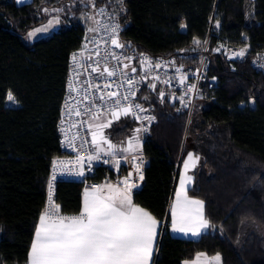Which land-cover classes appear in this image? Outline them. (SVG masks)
I'll return each instance as SVG.
<instances>
[{"label":"trees","instance_id":"trees-1","mask_svg":"<svg viewBox=\"0 0 264 264\" xmlns=\"http://www.w3.org/2000/svg\"><path fill=\"white\" fill-rule=\"evenodd\" d=\"M90 2L0 0V264H28L49 201L53 160L65 154L60 110ZM96 2L117 13L121 37L131 47L165 56L186 51L184 60L194 68L209 36L202 95L191 115L161 96L160 85L153 89L146 82L138 96L156 115L143 143L148 165L133 194L134 202L161 223L153 264H183L201 251L219 256L222 264H264V74L252 64L264 52V0ZM52 16L62 18L57 31L25 40ZM220 42L249 44L246 61L232 62L217 53ZM9 93L17 106L8 105ZM135 126L133 118L114 123L111 138L124 140ZM189 150L202 163L188 192L204 201L210 224L198 238L174 236L170 230V205ZM104 172L100 168L83 180L57 179L58 212L78 214L86 182L102 181Z\"/></svg>","mask_w":264,"mask_h":264},{"label":"built area","instance_id":"built-area-1","mask_svg":"<svg viewBox=\"0 0 264 264\" xmlns=\"http://www.w3.org/2000/svg\"><path fill=\"white\" fill-rule=\"evenodd\" d=\"M94 3L95 7H93V0H91L89 8L83 13L85 31L81 47L73 52L70 57L67 89L59 119L60 141L65 154L53 160L49 191L50 187H55L54 183L57 178L83 180L87 175L97 174L100 168H105L102 181H115L122 187L123 185L120 182L131 173V183L135 184L131 191H135L140 185L139 175L144 176L145 168L148 165V159L144 152L136 153L124 161L119 155H108L97 151L96 145L92 143V133L88 121L98 109L99 114L109 112L107 109L111 107L112 101H109L107 96H105L104 101L97 99L99 95L104 93H97L94 88H89L84 83L86 80H91L93 85L99 84L102 89L106 79L115 81V83H112L111 88L104 91H117L122 98L124 95L129 94V85L124 82L121 86L124 80L121 72L131 76L134 79V87L131 90L135 91V96H130L127 102L121 99V103L139 104L140 108L143 109L141 111L134 108L135 115H131L136 121L135 129H139L138 132L144 138L150 133L151 126L156 121L155 113L146 109L138 100L139 92L146 82H151L155 86L160 85L161 93L170 101L177 103L180 109H188L189 115L194 110L196 99L202 95L201 82L204 80L207 67L209 36L200 63L198 67L194 68L184 60L187 56L186 51H180L178 56H165L153 55L131 47L121 37L123 25L113 8L108 4H99L96 0H94ZM100 9L104 10L103 15L98 14ZM60 20H62L61 17ZM116 26L118 28L115 38L123 45L120 48L112 44V28ZM90 28L94 31H89ZM97 51L99 52L98 56L96 55ZM215 51L229 61L243 62L247 59L249 44L236 46L229 42H220L217 44ZM241 51L244 55H236ZM74 54H76L75 61L73 60ZM111 54L118 56L120 62L118 63L117 60L112 59ZM88 57L92 59L89 60ZM104 57H108L107 66L110 69L116 68V77L109 78L105 75V77L98 78V73L91 72V68L87 67L88 65L95 66L94 61L101 60L100 69L102 70ZM125 57L131 59H125ZM145 58L150 63L145 62L142 64ZM124 64H128L129 67L124 68ZM252 64L264 74V52L258 53ZM156 65H159V67ZM133 67L136 68V72L131 71ZM85 89L90 94V100L83 99ZM90 104L94 105L91 112L85 113V107ZM77 111H80L81 115H76ZM137 116L139 119L136 118ZM89 154L94 157L98 156L99 159L88 161ZM134 157L135 159H133ZM78 158L80 161H84L82 166L77 162ZM137 165L139 166V174L136 171ZM81 170L84 173L82 176L78 175ZM54 176L55 179L53 180Z\"/></svg>","mask_w":264,"mask_h":264},{"label":"snow or ice","instance_id":"snow-or-ice-1","mask_svg":"<svg viewBox=\"0 0 264 264\" xmlns=\"http://www.w3.org/2000/svg\"><path fill=\"white\" fill-rule=\"evenodd\" d=\"M21 2V0H17ZM93 7L95 3L93 0ZM47 11V10H45ZM54 11H60L55 9ZM104 10H99V15H103ZM58 22V20H57ZM53 21L50 20L48 25L44 28L35 29L29 33V36H34L37 32L47 31L48 27L52 26ZM117 28H112V44L115 47H123L117 39L115 34ZM94 31V29H89ZM199 43V41H195ZM83 55V53H81ZM96 55H99L97 51ZM236 55H244L243 51ZM111 58L120 62V58L115 54H111ZM91 60V57H88ZM125 59H131L125 57ZM73 60H76V54L73 55ZM147 62L142 61V64ZM150 63V62H147ZM95 66L88 65L91 72L98 73L99 77H116V68H109L108 57L103 58V69H100L101 60L94 61ZM159 67V65H156ZM128 68V64L123 65ZM136 72V68L131 69ZM124 77L121 86L126 82L129 85V94L122 98L117 91H107L105 89L111 88L115 81L105 80L103 89L99 84L93 85L91 80H86L84 83L89 88H94L97 93H104L99 95L97 99L105 100V96L109 101H112L111 107L107 110L111 113L113 119H119L121 115L127 116L129 114L135 115L133 109L140 108L139 104L133 105L131 102L122 104L123 101H129L130 96H135V91L131 89L134 87V79L127 73L121 72ZM158 79V77H157ZM153 89L155 85H150ZM71 88V85H70ZM163 96V93H161ZM8 100H14L11 93L8 94ZM84 100H90V94L87 89L84 90ZM94 105L85 107V113H90ZM76 115H81L80 111ZM93 118H98L99 109L93 113ZM139 119V117H136ZM111 124L109 120L105 124L98 125V128L108 127ZM139 131V129H137ZM97 133H92V143L98 145ZM100 140L108 143L109 148H113L109 141L104 139L103 134L100 133ZM132 149V141H128V149ZM99 150V148H98ZM92 159H99L91 154L87 157L88 161ZM135 159V157L133 158ZM199 159L198 157L196 158ZM188 160H193L192 153L188 154ZM83 165L84 161L77 160ZM185 169L189 167L188 161H185ZM136 171L139 174V166H136ZM83 171L78 172V175H83ZM131 173L120 184L123 187L108 185H94L89 190L84 191L83 206L78 215L64 216L58 212L59 206H56L54 211L50 206L44 214L40 216L39 226L35 231V238L31 245V252L29 256L30 264H149L153 252V243L156 236V230L159 222L150 212L143 207L135 205L131 199V188L135 184L131 183ZM139 178L142 180L143 175ZM55 176L53 177V180ZM191 177H187L191 181ZM51 184V182H50ZM185 179L181 178V190L177 191L175 202L171 206V227L174 232L191 233L196 236L201 230L208 228L209 222L203 216V202L199 200H190L184 192ZM107 189V191H105ZM190 205L197 206L195 212ZM219 261V256L213 258ZM199 260V256L197 257Z\"/></svg>","mask_w":264,"mask_h":264},{"label":"crops","instance_id":"crops-1","mask_svg":"<svg viewBox=\"0 0 264 264\" xmlns=\"http://www.w3.org/2000/svg\"><path fill=\"white\" fill-rule=\"evenodd\" d=\"M30 1L31 0H21V2H18V3H26V2H30ZM38 26H40V25H38ZM57 29H58V27L57 28H53L52 31L55 32V31H57ZM252 105L254 106V102L253 101H252ZM128 118H131L132 119L133 117H132L131 114H129L127 116L121 115L118 120L117 119H113L110 112L100 113L99 116H98V118H93V116H91L89 118V121L88 122H89V127H90L91 133L96 132L98 134L97 135V140L99 141V144L96 145V149H97L98 152L104 153V154H108V155H119V156L122 157V159L124 161L126 159L130 158L132 155H134L136 153L143 152V143H144L145 138L142 136V134L140 132H138L135 129V127L132 129L130 135L126 139H124V140H113L111 138L110 131H111L112 125L114 123L121 122L123 120H127ZM109 120H111L110 126L104 127V128H98L97 127L98 125L107 123ZM100 133L103 134L104 139H106L112 145H114L113 148L110 149L109 146H108V143H104L102 140H100V135H99ZM129 140L132 141V149L131 150H126V149H128V141ZM98 148H99V150H98ZM189 153H192V155H193V160H191V161L188 160V154ZM197 157L199 158L198 160L196 159ZM185 161H188V163H189V167L187 169H185V166H184L185 165ZM201 163H202V159L198 155H196L194 153V151H190L189 150V151L186 152V154L184 156V160H183V162H182V164L180 166V171H179V174H178V180H177V183H176V189H175V192H174V196L172 198V201H171L170 210H171L172 204L175 202L177 191H180L181 190V178L183 177L185 179V185H184V192H182V197H183V194L186 193L187 197L190 200H199V201H202L203 202V209H202L203 216L208 221V219L205 216V204H204V201L202 199H200V198L191 196L189 194V192H188L189 188L191 187V185L194 182V171H195V169L198 166L201 165ZM187 177H191L192 178L191 181H188L187 180ZM57 179H60V178H57ZM57 179L55 180V182L57 181ZM64 179H66V178H64ZM142 182H143V179L140 180V184H142ZM108 184H111V185L118 186V187H121L122 188V186H120L115 181H100V182L88 181V182H86L85 187H84V190H83V194H82V206H83L84 191H85L86 188H88L90 190L92 188V186H94V185H108ZM54 185H55V183H54ZM138 188H139V186H138ZM105 191H107V189H105ZM135 191H131V199H132V202L135 205H138L140 207H143V206H141V205H139V204H137V203L134 202V196H133V194H134ZM50 206L52 207V209L54 211L56 210V204H55V201H54V194H53V200H52V202H49L48 201V205H47L46 209L44 210V212L42 214H44L45 211L47 209H49ZM189 207H191L194 212H195V210L197 208V206H195V205H190ZM143 208L146 209L145 207H143ZM146 210L148 212H150L148 209H146ZM170 213H171V211H170ZM78 214H75V215H78ZM60 215L72 216V215H65V214H60ZM152 216H154V215L152 214ZM156 220L159 222V224H158V227H157V230H156V236H155L154 243H153V252H152V255H151V259L149 261V264H153V262H154V258H155L156 252H157L158 239H159V235H160V231H161V223H160V221L157 218H156ZM39 223H40V220H39ZM39 223H38V226H39ZM209 228H210V226L208 228H206V229L201 230L200 234L199 235H196V236L192 235L191 233L185 234V233H181V232H174L172 230V227H171L170 230H171L172 235H174V236L185 237V238H198L204 232H206ZM34 238H35V236H34ZM30 252H31V249H30ZM29 256H30V254H29ZM198 256H199V260H197V257ZM214 257H216V256H211L208 253H206L204 251H201V252H198L197 255L193 259H185L183 261V264H222L220 262V259H219V261H216V260L213 259ZM28 264H30V261H28Z\"/></svg>","mask_w":264,"mask_h":264},{"label":"rangeland","instance_id":"rangeland-1","mask_svg":"<svg viewBox=\"0 0 264 264\" xmlns=\"http://www.w3.org/2000/svg\"><path fill=\"white\" fill-rule=\"evenodd\" d=\"M91 0H88V2H90ZM119 3H121L122 0H117ZM89 4V3H88ZM87 6V4H86ZM89 6V5H88ZM48 12H57V11H54L55 9H46ZM52 20L53 23H52V26L51 27H48L47 28V31H41V32H37L34 36H29V33L33 32L35 29H40V28H44L48 25V22ZM48 22L40 25V26H37L35 28H32L29 33L25 36V40L27 41H33L37 38H40V37H46V36H49L53 31V28H57L59 27L61 20H60V17L59 16H53L51 19H50ZM58 20V22H57ZM13 96V95H12ZM164 96V95H163ZM14 97V96H13ZM8 105L9 106H17L18 105V102L16 101V99L14 98V100L12 101H9L8 100ZM134 119V118H133ZM53 194H54V186L53 187H50V198H49V202H52L53 200Z\"/></svg>","mask_w":264,"mask_h":264}]
</instances>
